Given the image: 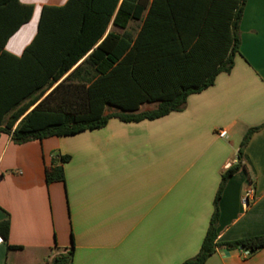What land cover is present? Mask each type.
Instances as JSON below:
<instances>
[{
	"label": "crops",
	"instance_id": "crops-1",
	"mask_svg": "<svg viewBox=\"0 0 264 264\" xmlns=\"http://www.w3.org/2000/svg\"><path fill=\"white\" fill-rule=\"evenodd\" d=\"M66 1L19 0L33 7L32 17L2 51L19 57L41 8ZM238 52L231 71L191 95L181 112L138 123L111 119L100 130L23 145L1 134L0 222L9 220L6 244L19 249L3 242L0 264H50L71 248V264H182L195 257L222 173L238 162L247 131L264 124V0H246ZM63 156V181L46 185L45 166ZM250 189L252 201L243 206ZM218 211L217 242L264 235V127L251 136ZM204 264H264V249L217 248Z\"/></svg>",
	"mask_w": 264,
	"mask_h": 264
},
{
	"label": "trees",
	"instance_id": "trees-1",
	"mask_svg": "<svg viewBox=\"0 0 264 264\" xmlns=\"http://www.w3.org/2000/svg\"><path fill=\"white\" fill-rule=\"evenodd\" d=\"M246 0H67L44 6L35 36L19 57L4 43L32 17L33 7L0 0V135L15 145L75 136L109 120L153 121L184 110L187 99L229 73L239 46ZM3 6V7H2ZM130 22H139L130 28ZM112 29L106 33L108 26ZM146 105V108L141 107ZM244 135L235 165L221 175L213 213L195 257L204 264L217 248L264 249V235L217 242L218 203L227 181L242 168L251 136ZM44 168L46 185L62 182L63 163ZM60 162L59 165L56 163ZM9 220L0 222L8 241ZM8 250L19 249L8 244ZM72 248L50 264H71Z\"/></svg>",
	"mask_w": 264,
	"mask_h": 264
},
{
	"label": "built area",
	"instance_id": "built-area-1",
	"mask_svg": "<svg viewBox=\"0 0 264 264\" xmlns=\"http://www.w3.org/2000/svg\"><path fill=\"white\" fill-rule=\"evenodd\" d=\"M217 136L219 138H226L227 137V131L226 130H218L217 131ZM252 195H253V191L250 189L248 191L245 192V194L242 196L241 198V203L243 206H248V204L252 201ZM3 244V240L0 236V246Z\"/></svg>",
	"mask_w": 264,
	"mask_h": 264
},
{
	"label": "rangeland",
	"instance_id": "rangeland-1",
	"mask_svg": "<svg viewBox=\"0 0 264 264\" xmlns=\"http://www.w3.org/2000/svg\"><path fill=\"white\" fill-rule=\"evenodd\" d=\"M144 108H146V107H144ZM144 108H143V109H144ZM5 252H6V251H5ZM9 263H10V262H8V264H9Z\"/></svg>",
	"mask_w": 264,
	"mask_h": 264
}]
</instances>
